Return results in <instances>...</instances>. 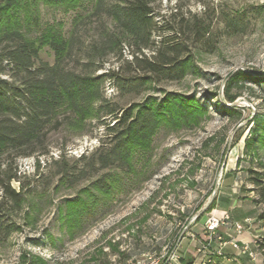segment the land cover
Masks as SVG:
<instances>
[{
	"label": "rangeland",
	"instance_id": "rangeland-1",
	"mask_svg": "<svg viewBox=\"0 0 264 264\" xmlns=\"http://www.w3.org/2000/svg\"><path fill=\"white\" fill-rule=\"evenodd\" d=\"M178 4L176 9L169 0L156 4L158 27H169L172 13L185 18L191 14L210 25L211 31L206 48L192 49V65L185 78L148 84L128 94L106 83L104 96L109 108L126 110L148 97L160 101L170 93L193 98L206 113L188 124L162 123L149 147L133 156L131 169H106L91 176L87 167L85 178L76 173L75 168L82 167L77 160L102 146L109 147L106 125L92 120L81 135L67 127L52 131L48 154L20 158L8 172L18 178L10 183L11 188L18 191L23 187L24 202L20 212L9 215L15 232L0 247V264H126L142 253H158L179 230H203L210 213H229L240 220L248 217L256 230H262L253 238L252 246L261 257L258 264H264V221L258 218L264 205L255 204L256 193L247 174L248 169L259 170V163L254 156L244 154L245 140L256 139L264 123V0H188ZM75 14L42 6L41 22L62 23L67 34ZM228 17L236 18V29L227 27L224 20ZM88 24L82 29L86 32L84 40L95 35L96 23ZM159 33L154 34L156 42ZM185 38V48H189L188 34ZM40 59L53 63L52 51L44 47ZM123 60H131L126 47ZM121 64L110 58L102 69H116ZM239 70L249 73L253 81L234 91L240 93L235 101L238 111L229 117L216 104L221 101L233 107L224 101V81ZM103 119L110 126L114 123L111 116ZM259 155L264 163V150H259ZM63 168L72 174L69 181L59 173ZM102 175L110 188L109 196L94 187ZM76 199L86 201L87 206L78 218L68 217L66 204ZM229 199L242 206L233 211L219 210ZM212 203L214 208L197 219ZM165 230L172 231L166 234ZM184 246L182 240L180 256ZM196 248L189 249L196 253ZM200 259V264H207L204 257ZM209 264H214V258Z\"/></svg>",
	"mask_w": 264,
	"mask_h": 264
},
{
	"label": "trees",
	"instance_id": "trees-1",
	"mask_svg": "<svg viewBox=\"0 0 264 264\" xmlns=\"http://www.w3.org/2000/svg\"><path fill=\"white\" fill-rule=\"evenodd\" d=\"M160 1L0 0V247L15 232L9 224L10 213L20 212L24 202L23 187L18 191L12 189L10 183L18 178L8 172L20 158L48 154V135L52 131L67 127L81 135L87 122L97 120L106 125L109 147L102 146L89 157L77 160L82 167L75 168L76 173L85 178L87 167L91 176L106 169L119 172L131 169L133 156L149 147L162 123L188 124L195 116L206 113L193 98L170 93L160 101L148 97L126 110L109 108L104 96L106 83L119 93L128 94L148 84L180 81L192 65V49L207 47L210 25L196 15L185 18L183 14L172 13L171 25L158 27L154 10ZM169 1L174 2L176 9L178 3L188 0ZM42 6L63 13L76 12L67 34L62 23L42 24ZM88 22L96 23L95 35L84 40L86 32L82 29ZM224 22L228 28L236 29V18L228 17ZM157 31L161 33L156 42ZM186 34L189 48H185ZM44 47L52 51L53 63L40 59ZM125 47L130 61L123 60ZM110 58L123 65L103 70ZM129 72L133 75H128ZM252 81L249 73L236 71L224 83V101L234 103L240 97L234 91ZM216 106L229 117L238 111V107L228 108L221 101ZM106 116L113 117L112 126L103 119ZM259 150H264V123L256 139L244 142V154L254 156L259 163V170H247L252 192L256 193L254 202L264 205V163ZM59 173L67 181L72 176L69 169L63 168ZM94 187L99 193L110 195L104 175L95 180ZM85 202L76 199L66 204L68 217L78 218L87 206ZM214 205L203 213L211 211ZM258 218L264 221V211Z\"/></svg>",
	"mask_w": 264,
	"mask_h": 264
},
{
	"label": "built area",
	"instance_id": "built-area-1",
	"mask_svg": "<svg viewBox=\"0 0 264 264\" xmlns=\"http://www.w3.org/2000/svg\"><path fill=\"white\" fill-rule=\"evenodd\" d=\"M250 222V219H245L243 222H234L229 213H223L221 216L210 213L207 215L200 235L195 234L192 230H179L173 241L171 243L168 242L158 253L155 251L142 253L138 258L127 261L126 264H181V256L178 253V249L184 238H190L197 243L196 253L202 255L207 264L212 262V258L223 257L224 249L227 246L255 261L257 252H252L247 244H240L238 240V236L246 230ZM221 228L232 229L234 235H228L227 238H224ZM213 244H216L215 248ZM261 251L263 252L264 249Z\"/></svg>",
	"mask_w": 264,
	"mask_h": 264
},
{
	"label": "crops",
	"instance_id": "crops-1",
	"mask_svg": "<svg viewBox=\"0 0 264 264\" xmlns=\"http://www.w3.org/2000/svg\"><path fill=\"white\" fill-rule=\"evenodd\" d=\"M242 206V203L238 202L237 200H226L220 207L219 210H225V211H233L234 209L237 210L239 208L238 205ZM248 217H244L243 219H239L237 215H231V219L234 222H243L244 219ZM256 226L250 222V224L247 226L246 230L238 236V240L240 244H247L249 246V249L254 252L255 248L252 246L253 238L257 237L258 234L262 233V230H256ZM172 230H165L164 232L167 234L170 233ZM193 231V230H192ZM201 230H194L195 233H201ZM221 233L224 238H227L228 235L233 236L234 231L230 228H221ZM184 252L181 254L182 260H184L185 263L189 264H200L201 258H203L201 255H198L200 257L196 256L195 251L192 253L190 247L194 248L196 247L195 242H193L190 238H184ZM216 244H213V247L215 248ZM187 254L189 256H187ZM223 257H216L214 258V264H258L260 260L259 254H257L255 261H252L248 258L247 255H241L236 250L232 249L230 246H227L224 249Z\"/></svg>",
	"mask_w": 264,
	"mask_h": 264
},
{
	"label": "water",
	"instance_id": "water-1",
	"mask_svg": "<svg viewBox=\"0 0 264 264\" xmlns=\"http://www.w3.org/2000/svg\"><path fill=\"white\" fill-rule=\"evenodd\" d=\"M225 81H226V80H225ZM225 81H224V83H225ZM235 104H236L235 102L232 103L233 106H236ZM229 151H230V149L227 148V153H229ZM204 211H205V209H204ZM204 211H203V212H204ZM203 212H201L200 214H198L197 217L200 216Z\"/></svg>",
	"mask_w": 264,
	"mask_h": 264
}]
</instances>
